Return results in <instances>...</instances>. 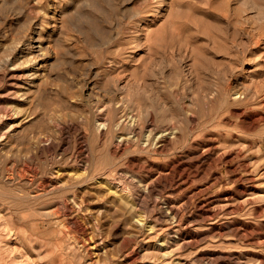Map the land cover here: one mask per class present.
Masks as SVG:
<instances>
[{
  "label": "rangeland",
  "instance_id": "1",
  "mask_svg": "<svg viewBox=\"0 0 264 264\" xmlns=\"http://www.w3.org/2000/svg\"><path fill=\"white\" fill-rule=\"evenodd\" d=\"M35 25L40 48L30 42ZM3 106L10 117L0 124V264H214L231 252L242 264H264V0H0ZM95 117L111 128L101 134ZM160 131L166 136L157 137ZM178 158L207 169L202 180L213 183L192 199L194 207L182 205L180 229L200 233L192 244L173 235L179 226L170 205L193 189L174 188ZM59 167L66 182L32 195ZM73 191L84 203L72 214L59 199ZM208 201L217 213L186 226ZM236 225L250 226L249 235L235 233Z\"/></svg>",
  "mask_w": 264,
  "mask_h": 264
},
{
  "label": "bare ground",
  "instance_id": "2",
  "mask_svg": "<svg viewBox=\"0 0 264 264\" xmlns=\"http://www.w3.org/2000/svg\"><path fill=\"white\" fill-rule=\"evenodd\" d=\"M35 1V0H34ZM29 2V1H28ZM32 2V1H31ZM45 2V1H44ZM43 2V3H44ZM41 3V2H40ZM27 4V3H26ZM20 5H22V3H20ZM23 6V5H22ZM44 6V5H43ZM42 6V7H43ZM25 7H26V5H25ZM29 7V6H28ZM15 8V7H14ZM35 9H37V11H38V8L36 7ZM43 9H44V7H43ZM25 10V9H24ZM45 10V9H44ZM22 11V10H21ZM47 11V10H46ZM45 11V12H46ZM19 12V11H18ZM20 13V12H19ZM23 13H24V11H23ZM28 13V12H27ZM46 16V15H45ZM26 17V16H25ZM39 17V16H38ZM34 18V17H33ZM64 18V17H63ZM29 19H31V18H29ZM40 19V18H39ZM57 19V18H56ZM66 20V19H65ZM39 21V20H38ZM57 21V20H56ZM61 23H62V21H60ZM60 24V23H59ZM43 25V24H42ZM59 26V25H58ZM53 27H54V25H53ZM21 28V27H20ZM45 28V27H44ZM23 29V28H22ZM36 29H37V26L35 25V26H33V27H31V29L29 30V34H30V38H31V43H32V46H36L37 48H40V46H41V42L39 41V36H37V37H34V35H35V33H39V31L37 30L36 31ZM20 30V29H19ZM17 31V30H16ZM27 31V30H26ZM44 38V37H43ZM54 40V39H53ZM18 41H20L19 39H18ZM258 41V40H257ZM21 42V41H20ZM26 42V41H25ZM31 43H29L28 45L30 46L31 45ZM49 44V43H48ZM16 45V44H15ZM21 45V44H20ZM51 45V44H50ZM15 47V46H14ZM31 47V46H30ZM51 47H52V45H51ZM27 48V47H26ZM32 48V47H31ZM28 49H30V48H28ZM35 49V48H34ZM24 50V47L22 46V47H19L18 48V51L19 52H22ZM43 50V49H42ZM58 51V50H57ZM31 52V51H30ZM48 52V51H47ZM46 52V53H47ZM59 52V51H58ZM12 53V52H11ZM32 53H34V52H32ZM37 53H39V51L37 52ZM60 53V52H59ZM19 54V53H18ZM17 54V55H18ZM21 54V53H20ZM41 54V53H40ZM32 55V54H31ZM23 56H25V55H23ZM56 56H57V54H56ZM55 56V57H56ZM12 57V56H11ZM33 57V56H32ZM38 57V56H37ZM45 57V56H44ZM59 57V56H58ZM23 58V57H22ZM21 58V59H22ZM26 60V59H25ZM28 60V59H27ZM12 61H13V59H12ZM30 61V60H29ZM31 61H33V60H31ZM50 61V60H49ZM41 62V61H40ZM48 62V61H47ZM16 63H17V61H16ZM50 63V62H49ZM15 64V63H14ZM9 65V64H8ZM44 65V63L42 62L41 64H39L38 63V65L36 64V67H35V71H34V73L36 74V75H38V74H40V72H42L41 71V68H42V66ZM22 66V65H21ZM28 66V65H27ZM18 67V66H17ZM23 67H25V66H23ZM19 68V67H18ZM27 71V70H26ZM46 71H48V70H46ZM29 72V71H28ZM22 75H23V73H22ZM47 76V75H46ZM25 77V76H24ZM37 77V76H36ZM35 78V77H34ZM42 78V77H41ZM59 78V77H58ZM23 79V78H22ZM38 79V78H37ZM58 80V79H57ZM19 81V80H18ZM40 82V81H39ZM59 82V81H58ZM15 85V84H14ZM20 85H21V83H20ZM50 85V84H49ZM53 85V84H52ZM59 85V84H58ZM23 86V85H22ZM88 86H90V85H88ZM20 87V86H19ZM91 87V86H90ZM17 88V87H16ZM21 88V87H20ZM24 88V87H23ZM30 87H25L24 88V90H23V94H25L26 96H25V98H28V96H30L29 95V93H28V89H29ZM91 89H93V88H91ZM12 90H14V89H12ZM66 90V89H65ZM22 91V90H21ZM16 93V92H15ZM50 93V92H49ZM65 93H67V92H65ZM237 93V92H236ZM235 93V94H236ZM18 94H20V92L18 93ZM16 95V94H15ZM77 95V94H76ZM237 95V94H236ZM94 96V95H93ZM129 97V96H128ZM99 98V97H98ZM97 98V99H98ZM120 98V97H119ZM29 99V98H28ZM57 99V98H56ZM76 99V98H75ZM96 99V100H97ZM116 99V98H115ZM117 99H118V97H117ZM116 99V100H117ZM121 99H123L122 97H121ZM120 99V100H121ZM130 99V98H129ZM23 100V99H22ZM74 100V99H73ZM94 100V99H93ZM134 100V99H133ZM124 102H127V101H125V99L123 100ZM122 101V102H123ZM107 104H108V102L107 101H105ZM130 102H131V100H130ZM17 103V102H16ZM16 103H14V104H16ZM24 103V102H23ZM22 103V104H23ZM30 103V102H29ZM105 103V104H106ZM114 103V102H113ZM19 104V103H18ZM21 104V105H22ZM28 104V103H27ZM100 104H102V103H100ZM116 104H119V103H116ZM116 104H114V105H116ZM124 104V103H123ZM44 105V104H43ZM104 105V104H103ZM128 105V104H127ZM10 107H11V109L10 110H12L13 108H12V106L11 105H9ZM16 106V105H15ZM15 106H13V107H15ZM19 106V105H18ZM96 106L97 105H95V108H96ZM99 106V105H98ZM125 106H126V104H125ZM4 107V106H3ZM74 107V106H73ZM111 108V105L110 104H108V105H104L103 106V108H104V110L106 111L108 108ZM124 107V106H123ZM5 108V109H4ZM4 108H1L0 109V124H1V122L2 121H4L5 119H6V117L8 118V117H10V115L8 114V111H7V109H6V107H4ZM76 108V107H75ZM100 108H101V106H100ZM149 108H151L150 106H149ZM20 109H21V107H20ZM70 109V108H69ZM122 109V108H121ZM123 109H125V108H123ZM15 110H16V108H15ZM16 111H18V110H16ZM53 111V110H52ZM51 111V112H52ZM104 111V112H105ZM116 111V110H115ZM158 111V110H157ZM11 112H14V111H11ZM43 112V111H42ZM60 112H62L61 110H60ZM107 112H109V111H107ZM106 112V113H107ZM159 112V111H158ZM27 113V112H26ZM25 113V114H26ZM58 113H59V111H58ZM13 114V113H12ZM15 114V113H14ZM53 114V113H52ZM61 114V113H60ZM62 114H64V113H62ZM104 114V113H103ZM17 115V114H16ZM26 115H29V114H26ZM65 115V114H64ZM106 115V114H105ZM108 115V114H107ZM118 115V114H117ZM123 115V114H122ZM133 115H134V112H133ZM138 114H136V116H137ZM15 116V115H14ZM24 116V115H23ZM30 116V115H29ZM67 116V115H66ZM121 116V115H120ZM119 116V117H120ZM114 117V116H113ZM129 117V116H128ZM176 117H177V115H176ZM18 118V117H17ZM21 118V117H20ZM23 118V117H22ZM25 118V117H24ZM23 118V119H24ZM95 118H97V117H95ZM126 118V117H125ZM169 118V117H168ZM172 118V117H171ZM27 119V118H26ZM48 119V118H47ZM80 119H81V117H80ZM164 119H165V117H164ZM164 119H163V121H164ZM10 120V119H9ZM14 120V119H13ZM48 120H50V119H48ZM110 120V119H109ZM117 120V119H116ZM125 120V119H124ZM149 120V119H148ZM173 120H175L174 118H173ZM172 120V121H173ZM6 121V120H5ZM107 120H106V118H104V117H99V118H97V126H98V128H99V132L101 133H103V128H105V127H108V125H106L107 124V122H106ZM134 121V120H133ZM138 121V120H137ZM168 121V120H167ZM26 122V121H25ZM68 122V121H67ZM124 122V121H123ZM126 122V121H125ZM154 122V121H153ZM174 122V121H173ZM13 123V122H12ZM96 123V122H95ZM117 123V122H116ZM115 123V124H116ZM127 123V122H126ZM133 123V122H132ZM131 123V124H132ZM168 123V122H167ZM16 124H17V122H16ZM19 124V123H18ZM26 124V123H25ZM24 124V125H25ZM64 124V123H63ZM109 124V123H108ZM130 124V125H131ZM173 124V123H172ZM10 125V124H9ZM8 125V126H9ZM14 125V123L12 124V126ZM22 125V124H21ZM58 125H61V124H59L58 123ZM112 125V124H111ZM117 125V124H116ZM5 126V125H4ZM11 126V125H10ZM62 126V125H61ZM168 126V125H167ZM165 127V128H168V127ZM14 127H15V125H14ZM18 127V126H17ZM110 127V126H109ZM108 127V128H109ZM152 127V126H151ZM162 127V126H161ZM170 127H171V125H170ZM12 129H13V127H11ZM10 128V129H11ZM56 128H58L57 126H56ZM66 128V127H65ZM78 128V127H77ZM81 128V127H80ZM79 128V129H80ZM111 128V127H110ZM109 128V129H110ZM117 128V127H116ZM149 128V127H148ZM153 128H155V126L154 127H152V129ZM173 128V129H172ZM16 129V128H15ZM171 129L172 130H174V132H176V131H178V127L175 125V123L172 125V127H171ZM170 129V130H171ZM3 130V129H2ZM9 130V129H8ZM7 130V131H8ZM14 130V129H13ZM63 130H64V128H63ZM134 130V129H133ZM147 130V129H146ZM151 130V129H150ZM159 130V129H158ZM165 130V129H164ZM167 130V129H166ZM171 130V131H172ZM17 131V130H16ZM66 131V130H65ZM135 131V130H134ZM144 131H145V129H144ZM154 130H152V131H149L150 133L151 132H153ZM163 131V130H162ZM169 131V130H168ZM15 132V131H14ZM39 132V131H38ZM83 132V134H81V135H85V130H83L82 131ZM128 132V131H127ZM136 132V131H135ZM161 132V131H160ZM165 132H167V131H165ZM3 133H5V131H3ZM3 133H1V130H0V144H3L5 141H4V137H3V135H6V134H3ZM101 133V134H102ZM129 133H131V132H129ZM133 133V132H132ZM149 133V134H150ZM168 133V132H167ZM170 133V132H169ZM177 133V132H176ZM179 133V132H178ZM3 134V135H2ZM43 134H45V135H43V136H46V133L44 132ZM80 134V133H79ZM100 134V135H101ZM133 134H135V133H133ZM137 134V133H136ZM149 134H145V135H148L147 136V138L148 137H150V135ZM153 134V133H152ZM157 134V133H156ZM103 135H105V134H103ZM102 135V136H103ZM145 135H144V137H145ZM164 135H165V133L164 132H161V133H159V136H157V137H164ZM176 135V134H175ZM175 135H173V137L175 136ZM33 136V135H32ZM39 136V135H38ZM120 136V135H119ZM136 136H138V135H136ZM166 136V135H165ZM178 136V135H177ZM49 137V136H48ZM100 137V136H99ZM127 137V135L125 136H123V134H122V137H120L119 138V140H123V139H125ZM156 137V138H157ZM171 137V136H170ZM169 137V138H170ZM180 137V136H179ZM33 138H38V137H33ZM47 138V137H46ZM133 138V137H132ZM156 138H155V140H156ZM44 139H45V137H44ZM49 139H51L50 137L48 138V140ZM83 139V138H82ZM102 139V138H101ZM104 139V138H103ZM142 139V138H141ZM145 139V138H144ZM168 139V138H167ZM171 139V138H170ZM169 139V140H170ZM32 140V139H31ZM39 140V139H38ZM84 140V139H83ZM148 141H149V139H147ZM158 140V139H157ZM51 141V140H50ZM50 141H48V142H50ZM126 141H128V140H126ZM130 141V140H129ZM144 141V140H143ZM147 141V142H148ZM159 141V140H158ZM7 142V141H6ZM42 142V141H41ZM85 142V141H84ZM118 142V141H117ZM123 142V141H122ZM146 142V141H145ZM157 142V141H156ZM163 142V141H162ZM8 143V142H7ZM6 143V144H7ZM83 143V142H82ZM116 143V142H115ZM114 143V144H115ZM127 143V142H126ZM125 143V144H126ZM159 143V142H158ZM199 143V142H198ZM201 143V142H200ZM35 144H37V143H35ZM34 144V145H35ZM43 144V143H42ZM47 144V145H46ZM46 144H43L42 146L44 147L45 145L46 146H48V144L49 143H47L46 142ZM120 144H122L121 142H120ZM154 144V143H153ZM193 144V143H192ZM196 144V143H195ZM4 145V144H3ZM9 145H11V144H9ZM85 145H86V143H85ZM128 145H129V142H128ZM140 145V144H139ZM143 145V144H142ZM163 145V144H162ZM2 146V145H1ZM28 146V145H27ZM45 146V147H46ZM118 146V145H117ZM119 146H121V145H119ZM125 146V145H124ZM123 146V147H124ZM159 146V145H158ZM199 146V145H198ZM5 147V146H4ZM13 147H15V146H13ZM12 147V148H13ZM50 147V146H49ZM126 147H128V146H126ZM204 147V146H203ZM6 148V147H5ZM11 148V149H12ZM28 148H30L29 146H28ZM83 148V147H82ZM85 148V147H84ZM119 148V147H118ZM121 148H122V146H121ZM145 148H146V146H145ZM156 148H157V146H156ZM194 148V147H193ZM200 148H202V147H200ZM207 150H210V149H213L214 148V146H213V144H208V146H207ZM2 149H4V148H2ZM7 149V148H6ZM14 149H16V148H14ZM59 149V148H58ZM57 149V150H58ZM86 149V148H85ZM88 149V148H87ZM86 149V150H87ZM113 149H115V148H113ZM203 150L204 149H206V147L205 148H202ZM241 149V148H240ZM240 149H238V150H240ZM25 150V151H24ZM23 151L24 152H27L26 151V149H24ZM29 150V149H28ZM42 150H43V148H42ZM1 151V150H0ZM5 151V150H4ZM17 151H19V148L17 147ZM64 151V150H63ZM80 151H83V150H80ZM114 151V150H113ZM117 151V150H116ZM197 150H193V152H196ZM201 151V150H200ZM200 151H198V152H200ZM205 151V150H204ZM214 151V150H213ZM236 151V150H235ZM3 152V151H2ZM74 152V151H73ZM84 152V151H83ZM115 152V151H114ZM211 152V151H210ZM230 152V151H229ZM234 152V151H233ZM14 153H16V150H15V152ZM27 153H29V151L27 152ZM59 153V152H58ZM185 153V152H184ZM201 154L203 153V152H200ZM235 153V152H234ZM9 154H11V152L9 153ZM12 154H13V152H12ZM16 154H18V153H16ZM60 154H62V153H60ZM65 154V153H64ZM77 154H80V153H77ZM218 154V153H217ZM30 154H28V156H29ZM42 155H44V154H42ZM72 155H74V153L72 154ZM86 155V154H85ZM181 155H183L182 154V152H181ZM207 155H208V153H207ZM220 155H222V154H220ZM10 156V155H9ZM19 156V155H18ZM24 156V155H23ZM84 156V155H83ZM197 156H199V154H197ZM233 156H235V155H233ZM26 157V156H25ZM24 157V158H25ZM30 157H32V156H30ZM37 157V156H36ZM74 157V156H73ZM79 157V156H78ZM179 157V156H178ZM181 157H184V156H181ZM190 156H188V158H189ZM205 157V156H204ZM220 157V156H219ZM225 157V156H224ZM15 158V157H14ZM57 158V157H56ZM67 158H69V157H67ZM191 158V157H190ZM214 158H215V156H214ZM231 158V157H230ZM16 159V158H15ZM14 159V160H15ZM22 159V158H21ZM47 159V158H46ZM88 159V158H87ZM184 159V158H183ZM185 159H187V158H185ZM196 159V158H195ZM201 159V158H200ZM213 159V158H212ZM225 159V158H224ZM228 159V158H227ZM226 159V160H227ZM9 160H11V159H9ZM8 160V161H9ZM23 161H24V159H22ZM25 160H26V158H25ZM84 160V159H83ZM86 160V159H85ZM218 160V159H217ZM223 160V159H222ZM231 160V159H230ZM23 161H21V162H23ZM56 161V160H55ZM77 161V160H76ZM79 161V160H78ZM184 162H185V160H183ZM180 158H178L175 162H174V166H173V175H172V178H171V180L173 179V181L175 182V190H177V191H180L181 190V188H183L182 186H183V184H193V189H192V191L190 192V193H188L186 196H185V198H184V200L181 202V203H177L176 201H175V203H172V206L170 205V207H172V211H173V216H174V219H175V221H176V224L179 226V228H177L176 229V232H175V234H173L174 236H176V237H178L177 239H181L182 241H180L181 243H184V244H192V243H195V242H197L198 241V239H200V233L199 232H197V231H194V229L192 230L191 228H189L187 231H185V233H184V230H182V229H180V224H182V222H183V220H184V215H183V212L181 211V208H182V205H186V206H188L189 204H191V202H192V199L194 198V197H197L198 195H200L202 192H204L205 190H207L206 189V187L208 188V185H213V183L212 184H207L204 180H202V178H204V177H207L209 174H207V172H208V170L206 169V168H208L207 166H206V164H203V168H205L206 170H204V169H202V170H199L197 167H195L194 169L193 168H191L192 167V165L193 164H191L192 162H188L187 164V166H183V164H185L184 162H183ZM193 161V160H192ZM195 161V160H194ZM233 161V160H232ZM245 161V160H244ZM2 162V161H1ZM15 162H17V161H15ZM89 162V161H88ZM238 162V161H237ZM243 162V161H242ZM247 162V161H246ZM12 163V162H11ZM61 163V162H60ZM64 163V162H63ZM63 163H62V165H63ZM201 163H203V162H201ZM200 163V164H201ZM249 163V162H248ZM15 163L13 162V165H14ZM27 164V163H26ZM151 164V163H150ZM210 164V163H209ZM237 164V163H236ZM241 164V163H240ZM18 165H21V164H19L18 163ZM55 165V164H54ZM59 165V164H58ZM78 165V164H77ZM86 165V164H85ZM144 165V164H143ZM238 165V164H237ZM242 165H245V167H247L248 165H247V163H244V164H242ZM241 165V166H242ZM7 166V165H6ZM30 166V165H29ZM29 166H27V167H29ZM33 166V165H32ZM37 166V165H36ZM195 166V165H194ZM240 166V165H239ZM238 166V167H239ZM1 167V166H0ZM15 167H17V165L15 166ZM21 167H23L24 168V166L22 165ZM20 167V168H21ZM51 167V166H50ZM64 167V166H63ZM87 167V166H86ZM85 167V168H86ZM144 167V166H143ZM151 167H153V166H151ZM150 167V168H151ZM200 167H201V165H200ZM210 167H211V164H210ZM237 167V168H238ZM251 167V166H250ZM12 168H14L13 166H12ZM11 168V169H12ZM84 168V169H85ZM140 168H142V167H140ZM202 168V167H201ZM232 168V167H231ZM234 168V167H233ZM232 168V169H233ZM242 168V167H241ZM240 168V169H241ZM7 169V168H6ZM5 169V170H6ZM8 169H9V167H8ZM8 169L6 170V171H8ZM33 169V168H32ZM39 169V168H38ZM74 169V168H73ZM156 169V168H155ZM78 170V169H77ZM153 170V169H152ZM151 170V171H152ZM237 170H239V169H237ZM5 171V172H6ZM13 171V170H12ZM11 171V172H12ZM57 172H55L54 173V176H52V177H49V178H46V179H44L43 181H42V178H41V181H42V183H43V185L40 187H38L37 189H35L34 190V192H31V194L32 195H36V196H39V195H41V194H43L46 190H47V183L48 184H51V188H53V187H58L60 184H64L65 182H61V180H62V178H58L60 175V173L62 172H64V170L63 169H61L60 167L59 168H57V170H56ZM79 171H81V170H79ZM205 171H207V172H205ZM233 171V170H232ZM9 173H10V170L8 171ZM31 172V171H30ZM33 172V171H32ZM54 172V171H53ZM53 172H52V175H53ZM212 172V171H211ZM243 172H244V170H243ZM248 172V171H247ZM9 173H6V178L7 177H9V178H11L12 176V174L10 175ZM42 173V172H41ZM51 173V172H50ZM61 173V174H62ZM67 173H69V174H71L70 175V178L71 177H76V175L78 176V174H76V173H78L77 171H67ZM80 173V172H79ZM87 173V172H86ZM105 173V172H104ZM167 173V172H166ZM169 173H171L170 171H169ZM206 173V175H204ZM210 173V172H209ZM37 174V173H36ZM66 174V173H65ZM76 174V175H75ZM108 174H109V172H108ZM241 176H243L245 179L246 178H248L249 180H252V181H254V177L252 176V175H242L241 173H239ZM246 174V173H245ZM248 174V173H247ZM5 175V174H4ZM3 175V176H4ZM30 175V174H29ZM41 175V174H40ZM59 175V176H58ZM80 175V174H79ZM83 175V174H82ZM211 175H213V174H211ZM219 175H221V174H219ZM219 175H218V179H219ZM237 175V174H236ZM1 176V175H0ZM48 176H49V173H48ZM69 176V175H68ZM107 176H109V175H107ZM106 176V177H107ZM199 176H201V180L202 181H204L205 183L204 184H202V183H200V182H202L201 180L200 181H197L198 179V177ZM210 176V175H209ZM216 176H217V174H216ZM228 176H229V173H228ZM238 176V175H237ZM13 177H14V173H13ZM36 177V176H35ZM67 177V176H66ZM80 177V176H79ZM90 177V176H89ZM88 177V178H89ZM212 177V176H211ZM214 177V176H213ZM234 177V176H233ZM232 177V178H233ZM239 177V176H238ZM21 178V177H20ZM19 178V179H20ZM32 178V177H31ZM31 178H30V180H31ZM77 178V177H76ZM94 178H96V177H94ZM153 178V177H152ZM157 178V177H156ZM200 178V177H199ZM208 178V177H207ZM236 178V177H235ZM234 178V179H235ZM240 178H242V177H240ZM13 179V178H12ZM16 179H18V178H16ZM18 179V180H19ZM28 179V178H27ZM33 179V178H32ZM69 179V178H68ZM68 179H66V180H68ZM84 179V178H83ZM205 179V178H204ZM218 179L216 178V180L218 181ZM230 179V178H229ZM237 179V178H236ZM235 179V180H236ZM239 179V178H238ZM4 180V179H3ZM29 180V181H30ZM36 180V179H35ZM40 180V179H39ZM71 180V179H70ZM95 181H97L96 179H94ZM102 180V179H101ZM207 180V179H206ZM209 180V179H208ZM228 180V179H227ZM241 180V179H240ZM6 181V180H5ZM15 181V180H14ZM33 181V180H32ZM37 181V180H36ZM72 181V180H71ZM76 181V180H75ZM74 181V182H75ZM79 181V180H78ZM105 181V180H104ZM110 181V180H109ZM214 182H215V180H213ZM221 181V180H220ZM225 181V180H224ZM230 181V180H229ZM233 181V180H232ZM7 182V181H6ZM8 182H9V180H8ZM13 182V181H12ZM22 182V181H21ZM25 182H27V181H25ZM35 182V181H34ZM69 182V181H68ZM73 182V181H72ZM82 182H84V181H82ZM99 182V181H98ZM101 182V181H100ZM106 182H107V180H106ZM174 182H172V183H174ZM219 182V181H218ZM231 182V181H230ZM236 182V181H235ZM17 183V182H16ZM80 183V182H79ZM149 183V186H150V182H148ZM216 183V182H215ZM228 183V182H227ZM40 184H41V182H40ZM73 184V183H72ZM96 184H98V183H96ZM100 184V183H99ZM101 184H103V183H101ZM105 184V183H104ZM103 184V185H104ZM111 184H113V183H111ZM207 184V185H206ZM220 184V183H219ZM33 185V184H32ZM73 185H75V184H73ZM80 185V184H79ZM106 185V184H105ZM170 185H172V184H170ZM222 185V184H221ZM225 185H226V182H225ZM228 185H229V183H228ZM228 185H226V186H228ZM232 185V184H231ZM36 186V185H35ZM34 186V187H35ZM65 186H66V184H65ZM101 186V185H100ZM117 186V185H116ZM147 186V185H146ZM33 187V188H34ZM117 188V187H116ZM115 187H114V189H116ZM150 188V187H149ZM186 188H187V186H186ZM211 188V187H210ZM219 188V187H218ZM111 189H113V188H111ZM238 189V188H237ZM242 189V188H241ZM244 189V188H243ZM31 190V189H30ZM48 190H50V189H48ZM78 190V189H77ZM172 190V189H171ZM174 190V192H177V191H175ZM189 190V189H188ZM210 190V189H209ZM240 190V189H239ZM75 191V190H74ZM71 192L70 193V196H69V198L68 197H65V198H63V195L61 196L62 198V200H60L59 199V201L61 202V203H63L62 205H64L66 208H68V209H70V211H71V208H72V210L74 209V208H76V206L77 207H79V208H81L80 206H81V204L82 203H84V196L83 197H80L79 196V194L78 193H76V192ZM112 192H116L117 190H111ZM111 191H109L110 193H112ZM244 191V190H243ZM108 192V191H107ZM125 192V191H124ZM207 192H209V191H207ZM210 192H211V190H210ZM237 192V191H236ZM22 193V192H21ZM25 193V192H24ZM50 193V192H49ZM121 193V192H120ZM122 193H123V191H122ZM172 193V192H171ZM173 194V193H172ZM178 194V193H177ZM207 194H209V193H207ZM231 194V193H230ZM22 195V194H21ZM82 195V194H81ZM120 194H118V196H119ZM125 195H127V194H125ZM124 195V196H125ZM176 195V194H175ZM233 195V194H232ZM232 195H231V198H232ZM17 196V195H16ZM20 196V195H19ZM67 196V195H66ZM121 196H123V194H121ZM29 197V196H28ZM30 197H31V195H30ZM170 197V196H169ZM168 197V198H169ZM207 197V196H206ZM209 197V196H208ZM222 197V196H221ZM226 197H230V195H227ZM225 197V198H226ZM39 198V197H38ZM172 198V197H171ZM174 198V197H173ZM200 198V197H199ZM19 198H17V200H18ZM27 199V198H26ZM86 199V198H85ZM128 199H129V197H128ZM178 199V198H177ZM176 199V200H177ZM228 199V198H227ZM174 200V199H173ZM208 200V199H207ZM210 200V199H209ZM20 201V200H19ZM69 201H72V204L71 203H69ZM205 201V200H204ZM211 201V200H210ZM228 201H230V199L228 200ZM227 201V202H228ZM133 202V201H132ZM172 202V201H171ZM12 203V202H11ZM194 203V202H193ZM197 203V202H196ZM201 204V203H200ZM213 203L212 202H209L208 201V203H207V206L208 207H206V203H204V206H205V208H203V209H200V211L198 212V213H196L195 212V214H189L188 215V217H187V222H188V224L186 225V226H189L190 224L192 225V223H194L195 221L197 222L198 220H199V217L200 218H207V216L209 217V216H211V215H214V206L212 205ZM225 204H226V202H225ZM230 204V203H229ZM232 204V203H231ZM14 205V204H13ZM49 205V204H48ZM184 205V206H185ZM192 206H189V207H194L193 206V204H191ZM202 205H203V203H202ZM201 205V206H202ZM215 205V204H214ZM64 206H61L60 205V209H61V207H64ZM183 206V207H184ZM203 206V207H204ZM217 206V205H216ZM215 206V207H216ZM230 206V205H229ZM10 207H11V205H10ZM53 207V206H52ZM58 207V206H57ZM82 207H83V204H82ZM169 207V206H168ZM188 207V208H189ZM50 208V207H49ZM55 208V207H54ZM59 208H58V210H59ZM66 208H65V210H66ZM186 208V207H185ZM187 208V209H188ZM218 208V207H217ZM232 208H234V207H232ZM81 209H83V208H81ZM184 209V208H183ZM198 209V208H197ZM48 210V209H47ZM87 210V209H86ZM43 211V210H42ZM62 211V210H61ZM77 211V210H76ZM79 211V210H78ZM170 211V210H169ZM186 210H184V212H185ZM189 211V210H188ZM194 211V210H193ZM197 211V210H196ZM230 211H231V209H230ZM14 211L12 210V213H13ZM46 212V211H45ZM56 212H58V211H56ZM84 212H86L85 210H84ZM167 212V211H166ZM11 213V214H12ZM70 212H68V214H69ZM71 213L73 214V212L71 211ZM79 213V212H78ZM186 213H187V211H186ZM185 213V214H186ZM215 213H217V212H215ZM55 214H57V213H55ZM68 214H67V216H68ZM80 214V213H79ZM168 214V213H167ZM170 214V213H169ZM62 215H63V213H62ZM66 215V214H65ZM166 215V214H165ZM138 216V215H137ZM60 217V216H59ZM65 217V216H64ZM69 218H68V221H69V219H70V216H68ZM139 217H140V220H141V216L139 215ZM139 217H138V219H139ZM172 217V216H171ZM53 218V217H52ZM56 218V217H55ZM62 218H63V216H62ZM76 218V217H75ZM167 218V217H166ZM165 218V219H166ZM57 219H61V218H58L57 217ZM169 219V218H168ZM66 220V219H65ZM140 220H137L138 222L140 221ZM144 220H145V218H144ZM167 220V219H166ZM171 220H172V218H171ZM186 220V219H185ZM193 220H195L194 222H193ZM56 221V220H55ZM68 221H67V223H68ZM70 221H71V219H70ZM69 221V222H70ZM142 221V220H141ZM169 221H170V219H169ZM173 221V220H172ZM143 222V221H142ZM195 222V223H196ZM77 223V222H76ZM66 224V223H65ZM68 224H70V223H68ZM75 224V223H74ZM172 224V223H171ZM175 224V225H176ZM71 225H72V223H71ZM151 225H154V224H151ZM243 225V224H242ZM79 226V225H78ZM156 226V225H155ZM241 226V225H240ZM80 227V226H79ZM154 226H152V228H153ZM177 227V226H176ZM182 227V226H181ZM192 227V226H191ZM194 227V226H193ZM236 227H237V232H235V233H238L239 234V236H241V237H247L248 235H249V229L248 228H250V226H247L246 228H244V229H242L241 227H239V226H235V229H236ZM170 228V227H169ZM184 228H185V226H184ZM187 228V227H186ZM194 228H196V227H194ZM219 229V228H218ZM234 229V230H235ZM153 230V229H152ZM196 230V229H195ZM88 231V230H87ZM222 231V230H221ZM236 231V230H235ZM251 231H253V229H251ZM87 234V233H86ZM218 235H219V233H217ZM222 234V233H221ZM172 235V234H171ZM88 236H90V234H88ZM88 236H86V238L88 237ZM91 237H93V236H91ZM91 237L89 238V239H91ZM257 237V236H256ZM89 239L86 241V242H89ZM94 239V238H93ZM92 240V239H91ZM93 241V240H92ZM94 241H96V240H94ZM102 244V243H101ZM97 245H98V243H96L95 242V244L93 245V246H96V248H97ZM178 245H180V243L178 244ZM181 245H183V244H181ZM87 246V245H86ZM99 247V246H98ZM106 249V248H105ZM85 250V249H84ZM97 250V249H96ZM133 250H135V249H133ZM103 252H105V251H103ZM232 253V252H231ZM229 254L228 256H227V259H228V261L226 262L225 260H219V261H217V262H215L214 264H242V260L240 259V258H238V257H236V256H234L233 254ZM237 256H239V255H237ZM90 257H91V255H90ZM92 257H93V255H92ZM224 257V256H223ZM222 257V258H223ZM101 258V257H100ZM221 258V257H220ZM221 258V259H222ZM225 258V257H224ZM226 259V258H225ZM99 260V259H98ZM210 260H212V259H210ZM214 260V259H213ZM216 260H218V259H216ZM94 262V261H93ZM181 262V261H180ZM179 262V263H180ZM261 262H263L264 263V257L262 256L261 257ZM92 263V262H91ZM213 262H211L210 264H212ZM181 264H182V262H181ZM206 264V263H205ZM208 264H209V262H208Z\"/></svg>",
  "mask_w": 264,
  "mask_h": 264
}]
</instances>
